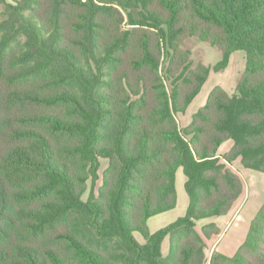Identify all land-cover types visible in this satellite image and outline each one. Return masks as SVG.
<instances>
[{
	"label": "trees",
	"instance_id": "obj_1",
	"mask_svg": "<svg viewBox=\"0 0 264 264\" xmlns=\"http://www.w3.org/2000/svg\"><path fill=\"white\" fill-rule=\"evenodd\" d=\"M0 3V264H264V204L232 255L208 260L212 234L196 228L244 190L218 156L223 142L234 141L225 160L264 172V0ZM188 36L225 61L247 54L237 94L215 87L191 140L175 112L208 68H190ZM180 166L187 213L151 232L149 218L177 206Z\"/></svg>",
	"mask_w": 264,
	"mask_h": 264
},
{
	"label": "rangeland",
	"instance_id": "obj_2",
	"mask_svg": "<svg viewBox=\"0 0 264 264\" xmlns=\"http://www.w3.org/2000/svg\"><path fill=\"white\" fill-rule=\"evenodd\" d=\"M3 10L4 6L0 3V19L3 17ZM180 49L189 54L190 68H195L199 64H203L208 68V77L200 92L184 111L175 112L182 133L188 140H191V136L187 135L186 131L191 125L194 116L206 104L210 92L215 87L220 86L230 95L237 94L238 81L247 66V54L244 50H232L228 60L225 61L223 52L218 47L199 36L184 38ZM167 51L168 49L166 48L162 72L166 79L167 87L171 92L170 80L167 77V65L169 62ZM233 143L232 139L223 142L218 149V156L241 177L244 190L228 213L196 220V228L203 236L204 227H207L212 234L210 238L204 236L208 260L214 250H219L229 255L234 254L236 249L246 239L253 218L264 204V172L245 167L241 158L231 162L224 159V154L231 149ZM107 163V159H102L101 173H103ZM186 179L184 168L182 166L178 167L176 171L177 206L170 211L150 217L148 226L151 232L166 227L186 215L190 203L189 195L185 188ZM89 192L90 188L83 195L84 200L88 199ZM135 235L139 241L143 242L141 233L136 232ZM162 252L166 256L170 252L169 236L162 243Z\"/></svg>",
	"mask_w": 264,
	"mask_h": 264
},
{
	"label": "crops",
	"instance_id": "obj_3",
	"mask_svg": "<svg viewBox=\"0 0 264 264\" xmlns=\"http://www.w3.org/2000/svg\"><path fill=\"white\" fill-rule=\"evenodd\" d=\"M165 213V212H164ZM160 214H162V213H160Z\"/></svg>",
	"mask_w": 264,
	"mask_h": 264
}]
</instances>
